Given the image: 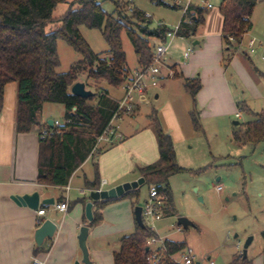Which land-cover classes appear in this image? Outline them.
Wrapping results in <instances>:
<instances>
[{
    "label": "trees",
    "instance_id": "trees-1",
    "mask_svg": "<svg viewBox=\"0 0 264 264\" xmlns=\"http://www.w3.org/2000/svg\"><path fill=\"white\" fill-rule=\"evenodd\" d=\"M258 1L260 0L221 1L219 13L222 17V41L229 56H233L242 45L244 36L252 29L251 18ZM157 3L181 9L172 2V6L163 0H157ZM113 4L114 12L107 14L97 0H0V111L5 85L16 83L15 130L18 134L36 132L38 135L36 181L40 185L58 188L67 186L71 175L88 158H96L104 151L96 147L97 139L109 127L120 100L112 97L109 90L122 89L130 75L122 49L121 34L126 35L133 47L136 69H145L152 64V52L156 45H152L150 40L158 43L165 41V32L169 29L164 25L150 28L147 23L150 18H145V13L131 6L132 0L127 3L114 0ZM59 5H66V10L61 15L54 16ZM130 7L132 12L128 11ZM206 13L204 7L189 4L180 18L177 34L183 39L192 38L198 27L204 24ZM80 26L101 31L108 45V59L91 50L79 32ZM57 40H63L82 57L66 73L57 72ZM229 59L231 57L227 58L228 63ZM82 75H85V80L82 81L85 88L91 91L87 80H91L95 88V91H91L93 95L87 99L70 92L71 86ZM176 75L174 73L173 78ZM184 89L191 99L190 119L194 130L198 132L201 129L196 95L201 89L200 80L186 79ZM46 103L64 107V119L59 126L49 127L47 121L42 120V108ZM254 115V121L243 125L244 131L233 134L235 142L252 146L264 142V115ZM148 119V127L155 137L158 158L137 171L144 179L143 185L148 187V191L154 187L158 195L165 198L162 215L169 217L175 215L169 178L185 170L177 165L171 137L162 130L154 109ZM43 131L46 135L41 138ZM99 184L95 162L94 177L92 180L84 179V187L97 190ZM138 189L139 187L127 191L116 199L94 201L92 221L88 226L101 222V210L111 202L129 200L134 210ZM63 201V198L58 199V203ZM77 202L80 200L75 203ZM48 207L42 205L39 209L46 211ZM142 221L144 227H139L134 220L132 233L119 240V249L112 254L113 264H149L148 253L145 252L146 241L156 236V233ZM261 238L264 243V231L261 232ZM165 242L172 250L186 246L184 241ZM37 251H44L43 246L35 249ZM260 255L264 264V245ZM250 263L239 254L228 264Z\"/></svg>",
    "mask_w": 264,
    "mask_h": 264
},
{
    "label": "rangeland",
    "instance_id": "rangeland-1",
    "mask_svg": "<svg viewBox=\"0 0 264 264\" xmlns=\"http://www.w3.org/2000/svg\"><path fill=\"white\" fill-rule=\"evenodd\" d=\"M113 1L97 0L101 9L107 14L114 12ZM120 1L127 3L129 0ZM221 1L205 0L218 12ZM163 2L172 6L169 0H163ZM192 3L202 7L201 0H193ZM131 6L150 16L147 20L150 28H155L158 23H162L168 29H173L182 16L181 9L166 7L157 3V0H132ZM214 9L207 10L206 15L213 13ZM65 10L66 5L57 6L54 16L61 15ZM78 29L95 54H99L102 58H109L108 45L100 30L88 29L84 26ZM121 42L126 66L133 71L137 68L136 56L124 33L121 34ZM150 43L158 44L155 40H150ZM170 44L163 59L166 63L171 62L178 67L186 66L181 58L188 48L192 47L190 56H193L202 45L192 46L191 40L179 38H175ZM263 45L259 46L256 43L254 53H250L246 43L242 50L233 56H229L228 52L222 50V70L232 96H235L238 102L240 101V105L237 102L234 105L235 112L240 113V117L236 118L234 112L231 118H212L211 116L200 118L199 116L201 130L198 132L193 130L192 136L176 150V163L185 171L173 175L168 181L175 215L163 217L151 224L160 237L173 242L184 241L198 259L210 257L215 264H228L234 256L241 254L243 244L248 237L253 239L247 250V259L251 262L250 264L262 262L260 253L264 245L261 238V232L264 231V142L256 146L242 145L235 142L232 136L233 133L240 132L243 125L254 121L255 113L264 115ZM56 50L59 58L58 73H66L74 63L82 60L81 55L73 51L63 40H57ZM229 57L231 60L229 59L228 63ZM83 80L85 75L78 78V82ZM86 83L91 91H95L91 80H87ZM119 95H121L120 89H111L112 97ZM156 105L148 95L146 103L140 107L135 119L126 117L124 121H114L115 125L120 126L119 132L121 131L125 136L134 132L133 127L136 123L140 124L141 129L138 132L142 135L134 143L136 149L143 147V140L147 137L154 136L148 127V115L153 110V106L156 108ZM42 113L48 115L50 120L62 124L65 110L60 104L46 103ZM234 122L238 124L235 125ZM155 142L153 141V144L156 149ZM107 145L109 144L101 141L97 148L102 150ZM132 153L134 155L133 151ZM99 156L89 158L77 175L94 176V163H98ZM130 160L133 159L130 158ZM122 162L121 156L120 164ZM77 182L73 179L70 183L71 194L76 192ZM138 190L136 206L141 207L147 199L148 187L142 185ZM123 202L131 206L129 200L123 199L111 202L101 210L103 219L104 213L107 212L108 216H105V221L101 220V224L93 226V232L88 238L90 249L93 246L92 251H96L100 264H113L112 254L119 249V240L132 233L133 223H127L125 219ZM179 217L187 218L194 223L195 227L187 229L181 227L182 231L177 232ZM235 235L237 238H234ZM237 243L241 247L240 251L236 249Z\"/></svg>",
    "mask_w": 264,
    "mask_h": 264
},
{
    "label": "crops",
    "instance_id": "crops-1",
    "mask_svg": "<svg viewBox=\"0 0 264 264\" xmlns=\"http://www.w3.org/2000/svg\"><path fill=\"white\" fill-rule=\"evenodd\" d=\"M181 1L182 4L186 2V0ZM201 1L204 2L202 7L206 10L214 9L212 5L210 9H207L206 4L208 3L205 0ZM192 2L193 0L190 1V4H193ZM212 12L204 17V24L199 26L195 35L189 39L192 41V46L202 45L196 50L195 55L189 56L188 61H183L181 58L186 66L178 67L174 63H166L163 59L164 66L161 69L158 87L150 89L145 94L144 100L138 102L132 113L120 115L117 119L119 121H124L126 117L135 119L140 107L146 103L147 96L150 95V100L157 104L156 108L153 106V109H156L161 128L171 137L175 155L177 148L192 136L194 130L189 115L191 99L184 89L186 79L198 78L200 80L201 89L196 95L200 118L206 116L231 118L233 112L235 117L236 114H239L240 117V113L235 112L234 107L236 102L240 103V101L238 102L236 97L232 96L221 66L222 50H227L222 41V17L217 10L214 9ZM251 21L252 29L244 36L242 45L234 54L239 53L249 40L253 39L254 43L259 46L264 44V0L257 2ZM168 69L173 70L177 74L176 77L166 78ZM129 73L131 74L132 71L129 70ZM120 90L121 95L114 98H121L123 90ZM16 91V83L5 85L3 106L0 111V264H29L34 257L42 261L43 264L80 262L82 255L78 248L77 236L82 226H87L89 229L86 240L89 259L92 264H100L96 251H92L93 246L90 249L88 239L93 232V226L89 227L85 218V205L91 201L89 192L93 190L84 187V179L92 180L94 176L77 175L89 158L71 175L67 186L58 188L38 184L36 181L38 135L36 132L16 133ZM109 91L111 94V90ZM41 116L45 122L50 120L49 116L44 113H41ZM112 127L122 136V139L102 149L104 151L100 154L97 163L100 179L97 190H107L119 184L137 180L140 178L137 169L154 163L158 158L157 146L155 149L153 144L154 136L143 140V147L134 148L135 141L142 135L138 132L141 129L140 124L136 123L133 127L134 132L128 133L126 136L121 131L119 132L120 126L115 125L114 121ZM241 131H244V127ZM121 156L122 164H120ZM73 179L78 182L75 185L76 192L71 194L70 183ZM101 182H105L104 185H101ZM35 192L39 194L40 200H53V204L46 209L44 216L37 214V210L42 205L32 210L28 207L18 206L11 200V196L30 195ZM59 198H63L68 204L69 208L65 213L53 208V205L58 204ZM78 200L80 202L75 203ZM123 203L125 219L127 223H133L134 229L133 208L129 206L130 204ZM93 208L94 205H92V211ZM105 216H108L107 212L104 213L102 221H105ZM44 219L52 220L57 229L53 238L46 240L42 245L44 251L35 252V249L40 247L35 248L34 231L38 227V220ZM91 245H93L92 242ZM246 258H248L247 255Z\"/></svg>",
    "mask_w": 264,
    "mask_h": 264
},
{
    "label": "built area",
    "instance_id": "built-area-1",
    "mask_svg": "<svg viewBox=\"0 0 264 264\" xmlns=\"http://www.w3.org/2000/svg\"><path fill=\"white\" fill-rule=\"evenodd\" d=\"M169 1H171L177 7H181V11L182 13H184L191 0H186L184 4H182L181 0ZM206 8L210 9L211 5L206 4ZM128 11L132 12V7H130ZM144 16L145 18H150L148 14H144ZM157 25L161 26L163 24L158 23ZM178 30L179 26L177 25L173 29H169L165 32V41L158 43L152 52V64L150 66L145 69H135L127 77L122 87L123 94L119 100L117 111L114 114L109 127L97 139V145L101 141H104V143L111 145L112 143L122 139V136L116 132L115 128L112 127V122L117 120L122 114L132 113L138 102H142L144 100L145 94L150 89L158 87L159 79L161 77V69L163 67V57L167 53L170 43L175 38H179L181 40L183 39L177 34ZM254 46L255 43L253 39L247 42V48L250 53H254ZM191 52L192 48L190 47L183 53L182 60H187ZM173 76V70L168 69L165 77L173 78ZM236 117H239V114H236ZM59 125L60 123L58 121H53V126L57 127ZM45 135L46 132L43 131L41 134V138H43ZM104 183L105 182H102L101 185H103ZM164 200L165 198L158 195L156 189L152 187L148 191V196L147 199H145L143 206H141L142 220H144V222L154 232L155 230L151 226V224L154 221H159L163 218L162 205ZM53 208L54 210L65 213L68 210V204L66 201H63L56 205H53ZM45 212L46 211L41 209L37 210L38 216H44ZM39 222L40 220H38L37 222L38 225ZM176 231L181 232L182 228L178 226ZM165 240L166 239L160 237L158 234L147 239V261L149 264H215V261L210 257L198 259L193 250L187 245L181 249L172 250L166 245ZM236 249H239L240 251L241 247L239 243L236 244ZM29 264H43V262L34 257L30 260Z\"/></svg>",
    "mask_w": 264,
    "mask_h": 264
},
{
    "label": "water",
    "instance_id": "water-1",
    "mask_svg": "<svg viewBox=\"0 0 264 264\" xmlns=\"http://www.w3.org/2000/svg\"><path fill=\"white\" fill-rule=\"evenodd\" d=\"M71 94L87 99L93 95V93L85 88V84L83 82H76L70 88ZM47 124L49 127L53 126V120H47ZM237 124V122H234ZM144 183L143 178H138L132 182H126L123 184H119L113 188L107 190H93L89 192V199L90 202L86 203L85 205V218L88 223L92 221V203L94 201L99 200H108V199H116L122 196L125 192L137 189L138 187L142 186ZM11 200L18 206L28 207L29 209L35 210L39 207V205H46L50 206L53 204L52 199H43L40 200L38 193H32L30 195H22V196H11ZM142 208L140 206H136L133 210L134 220L138 224L139 227H144L142 217H141ZM177 226L182 227L183 229H187L189 227H194V224L185 217L177 218ZM57 229L56 224L50 219L40 220L38 227L34 231V245L35 248L41 247L46 240H51L55 234ZM88 227L82 226L79 230V234L77 236L78 248L81 251V261H76L74 264H92L89 259V253L86 245V240L88 237ZM234 238H237L235 235ZM252 237L246 238L241 254L243 258H246L247 249L252 242ZM147 248H145V252Z\"/></svg>",
    "mask_w": 264,
    "mask_h": 264
}]
</instances>
